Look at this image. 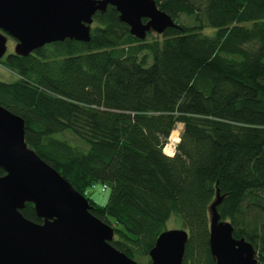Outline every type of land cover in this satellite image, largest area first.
Masks as SVG:
<instances>
[{"label":"trees","instance_id":"16d2710c","mask_svg":"<svg viewBox=\"0 0 264 264\" xmlns=\"http://www.w3.org/2000/svg\"><path fill=\"white\" fill-rule=\"evenodd\" d=\"M155 2L176 28L138 40L107 6L87 43L5 55L0 64L16 79L0 81V106L24 121L28 148L87 199L113 227L110 244L133 261L150 264L175 217L188 232L183 264H215L218 192L220 220L264 263V0ZM97 183L110 190L104 206L86 196ZM20 212L42 223L32 204Z\"/></svg>","mask_w":264,"mask_h":264},{"label":"water","instance_id":"95a60500","mask_svg":"<svg viewBox=\"0 0 264 264\" xmlns=\"http://www.w3.org/2000/svg\"><path fill=\"white\" fill-rule=\"evenodd\" d=\"M112 6L131 36L144 40L149 33L176 28L155 0H0V61L7 37L13 54L26 57L46 45L90 40L93 17ZM179 142V140H178ZM173 156V155H172ZM0 264H139L110 242L113 227L89 212L87 199L45 163L24 139V121L0 106ZM210 206L209 249L215 264H264L245 239H235L229 222ZM33 205L42 223L21 214ZM188 232H162L149 251L150 264H183Z\"/></svg>","mask_w":264,"mask_h":264},{"label":"rangeland","instance_id":"374dc122","mask_svg":"<svg viewBox=\"0 0 264 264\" xmlns=\"http://www.w3.org/2000/svg\"><path fill=\"white\" fill-rule=\"evenodd\" d=\"M91 27H92V25H91ZM214 33H215V30L212 29V28H205L203 30V32H202V34H205V35H208V36H213ZM153 34H155V33H153ZM156 35H158V34H156ZM15 45H16V42L12 38L7 37V42H6L7 51H6V55L8 53H13ZM15 79H16L15 74L12 73L11 71H9L8 69L4 68L3 65L0 64V81L10 83V82H13ZM175 130L177 131V135H178V138H179L180 132L182 131V125L181 124H177ZM59 137H61V136L59 135ZM64 138L68 139L72 143H75L73 145L78 144V145L82 146V144L79 143L80 141H78L77 139H75L73 136H71L69 134H65ZM170 140H171V138L169 137V141H168L167 144H169ZM176 145H175V147H176ZM175 147H174V149H175ZM163 151L165 153V150H163ZM101 186H102L101 184L97 183L95 188H93V187L88 188L86 190V196L88 198L92 199L98 205L104 206L107 203L108 197L110 195V190L106 189L105 191H101ZM166 227H167L168 230L169 229H182L180 221L177 218H175V217H172V218L169 219V221L167 222V226ZM137 263H139V262H137ZM139 264H141V263H139Z\"/></svg>","mask_w":264,"mask_h":264},{"label":"bare ground","instance_id":"6f19581e","mask_svg":"<svg viewBox=\"0 0 264 264\" xmlns=\"http://www.w3.org/2000/svg\"><path fill=\"white\" fill-rule=\"evenodd\" d=\"M170 138H171V140H170L169 144L166 145L164 150H165V152L168 153V155L171 156V151L173 152V149L179 140L176 130H173Z\"/></svg>","mask_w":264,"mask_h":264},{"label":"built area","instance_id":"2783aa9c","mask_svg":"<svg viewBox=\"0 0 264 264\" xmlns=\"http://www.w3.org/2000/svg\"><path fill=\"white\" fill-rule=\"evenodd\" d=\"M165 149V148H164ZM166 153V155H168V153L167 152H165ZM174 154V149H173V152L171 151V155H173ZM170 156V155H169ZM106 189V186L105 185H102L101 186V191H104Z\"/></svg>","mask_w":264,"mask_h":264}]
</instances>
